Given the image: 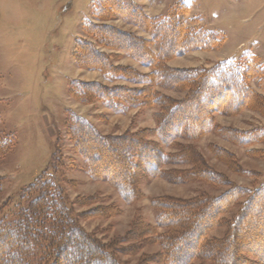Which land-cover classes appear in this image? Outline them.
Wrapping results in <instances>:
<instances>
[{"label":"trees","instance_id":"16d2710c","mask_svg":"<svg viewBox=\"0 0 264 264\" xmlns=\"http://www.w3.org/2000/svg\"><path fill=\"white\" fill-rule=\"evenodd\" d=\"M129 3L130 0H97L93 9L97 14L114 6L121 9L120 4L125 7ZM134 13V23L152 29V40L126 37L129 45L123 46V51L148 65L149 73L140 74L131 68L118 70L108 56L81 39H76L73 58L77 63L90 61L91 66L109 79L120 78L142 87H103L98 83L84 87L86 83L72 80L69 92L81 102L100 99L116 113L140 107L158 108L153 113L156 126L152 131L140 129L107 137L100 135L87 117L70 110L65 121L66 133L83 157L89 176L107 180L126 203L141 197L139 182L149 176L175 183L204 180L212 185L228 184L229 188L219 196L202 192L189 199L155 197L151 200L155 225L138 218L133 222L130 236L104 243L80 225L59 182L56 165H50L19 191L13 208L8 203L0 206V264H125L117 254L128 252V246L125 250L121 245L129 237L141 241L136 248L143 243H158L161 250L155 257L162 264H264V178L253 189L232 184L207 167L192 144L179 141H194L210 130L243 145L261 140L264 128L243 132L216 129L213 114H232L244 107L261 110L264 98L250 86L248 75L231 60H221L210 67L168 66L167 61L175 55L214 48L215 32L184 27L175 8L153 18L137 13L136 9ZM90 26L91 23L86 25L87 30L98 43L120 42L114 37L105 38L97 30L92 32ZM153 43L158 45L156 51L152 49ZM253 77L261 80L257 72ZM260 84L264 88V83ZM163 90L185 94L174 99ZM13 144V135L0 130V157ZM164 148L175 151L166 152ZM216 149L223 153L219 157L228 163L234 158ZM170 164L187 165L182 169L166 168ZM236 170L249 173L239 165ZM1 183L0 177V187ZM232 207L238 208L236 213L224 221L221 216ZM222 223L226 225L224 236L208 237L209 231ZM153 258L146 255L137 264H149Z\"/></svg>","mask_w":264,"mask_h":264},{"label":"rangeland","instance_id":"374dc122","mask_svg":"<svg viewBox=\"0 0 264 264\" xmlns=\"http://www.w3.org/2000/svg\"><path fill=\"white\" fill-rule=\"evenodd\" d=\"M96 1L0 0V130L14 137L11 149L0 157V206L8 203L13 208L19 191L50 165H56L59 182L80 225L102 242L109 243L130 236L133 222L138 218L155 225L151 204L155 197L189 199L202 192L219 196L229 185H212L204 180L175 183L149 176L139 182L141 197L126 203L107 180L92 179L83 157L66 133L68 112L73 110L87 117L102 136L119 137L140 129L152 131L156 126L153 113L158 108L140 107L116 113L100 99L81 102L70 94L72 80L86 83L84 87L95 83L103 87H142V84L120 78L109 79L91 66L90 61L77 63L73 58L76 39L92 43L118 70L131 68L147 74L148 65L123 51V46L129 45L126 37L152 40V29L132 21L136 17L134 10L153 18L175 8L184 27L215 32L216 46L175 55L167 61L168 66L210 67L218 61L231 60L248 75L250 86L264 98L260 84L264 83V0H130V5L125 4V7L118 4L123 10L114 6L95 14ZM89 23L92 32L97 30L105 38L114 37L120 42L98 43L87 30ZM152 49L156 51L158 45L153 43ZM255 71L262 81L253 77ZM163 93L174 99H181L185 94L175 90H163ZM213 119L216 129L255 130L264 128V109L244 107L232 114L216 112ZM151 138L156 137L151 135ZM179 141L192 144L206 166L232 184L253 189L264 178V136L243 145L210 130L194 141ZM214 147L234 158L228 163L219 157L223 153ZM164 150L175 151L173 148ZM186 165L170 164L166 168L182 169ZM237 165L249 173L238 172ZM237 209L230 208L222 219H231ZM225 232L226 225L222 223L210 230L208 237L221 238ZM140 243L138 239L127 238L121 246L124 245L125 250L128 246V252L117 256L125 264H137L146 255H153L154 261L149 264H162L155 257L161 250L158 243H143L136 248Z\"/></svg>","mask_w":264,"mask_h":264}]
</instances>
